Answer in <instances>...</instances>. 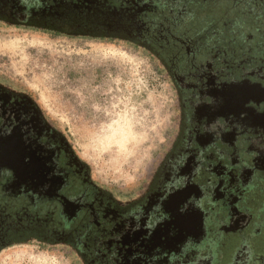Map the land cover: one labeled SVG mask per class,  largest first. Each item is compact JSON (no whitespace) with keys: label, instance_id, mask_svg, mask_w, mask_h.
<instances>
[{"label":"flooded vegetation","instance_id":"af4514ba","mask_svg":"<svg viewBox=\"0 0 264 264\" xmlns=\"http://www.w3.org/2000/svg\"><path fill=\"white\" fill-rule=\"evenodd\" d=\"M40 1L0 0V8H7L1 9L0 17L6 16V21L25 18L32 21L35 17L24 14L29 11L24 7L38 8ZM48 1L62 8L91 2ZM131 1L133 5L122 2L121 8L132 10L141 6V10H146V4ZM216 1L222 9L218 12L220 19L216 16L213 26L221 30L209 34L203 32V17L195 19L175 13L178 11L175 7L181 5L178 0L159 5L155 12L160 17L157 20L149 17L142 24L140 38L151 33L149 27L158 35L175 24L165 42L177 54L175 60L182 55L185 62L184 68L175 66L172 72L181 103L177 132L142 193L126 198L93 182L86 165L33 96L0 84V141L3 140L0 156L6 157L0 165V210L4 209L7 219L0 221V252L28 235L40 237L43 243L54 238L78 249L82 245L81 251L87 256L79 255L85 256L88 264H137L139 259H126L132 251L130 244L138 252L149 238L138 221L151 212L149 207L156 198L169 195L172 189L169 176L173 174L182 181L195 179L207 214V231L218 241L214 252L217 257L212 256L215 264H239L246 260L249 264H264V200L256 203L264 179V154L259 152H264V122L243 123L233 112L220 115L218 109H213L216 97L230 86L243 81L264 84V0H238L236 4L231 0ZM109 2L119 6L117 0ZM169 3L174 12L164 8ZM209 3L195 2L193 6L203 9ZM169 12L177 15L174 21L167 15ZM227 18L230 19L225 21ZM253 113L262 120L264 106L261 114ZM221 125L226 130L218 134ZM42 180L45 187L37 189ZM38 197L43 200L36 201ZM250 197L255 198L254 204L249 205ZM66 213L77 217L69 226L64 220ZM38 217L40 234L32 226ZM160 221L168 228L173 225L165 209L153 217V222ZM226 241L228 245H224ZM209 244L202 245L206 255L211 254ZM218 249L224 251L220 253ZM243 255L246 260L242 259ZM195 259L186 264H198ZM147 261L144 263L151 264Z\"/></svg>","mask_w":264,"mask_h":264},{"label":"rangeland","instance_id":"374dc122","mask_svg":"<svg viewBox=\"0 0 264 264\" xmlns=\"http://www.w3.org/2000/svg\"><path fill=\"white\" fill-rule=\"evenodd\" d=\"M220 4L213 1L207 5L210 11L205 16L209 22L203 23L206 34L215 27L210 20L218 16ZM175 27L174 24L169 30ZM149 29L151 33H145L136 46L126 40L72 37L0 24V80L31 94L86 165L92 181L126 198L142 193L149 185L170 149L181 113L172 72L175 66L185 67L184 58L178 55L175 60L177 54L165 42L170 35L168 29L158 35L155 29ZM219 94L213 109H218L220 115L230 111L240 116L243 123L264 122V118L260 120L253 113L261 114L264 106L263 83L243 81ZM225 130L221 125L217 133ZM5 160V156H0V165ZM44 182L36 188L45 187ZM169 182V195L156 198L149 207L151 212L138 221L149 238L140 252L130 244L132 251L127 261L136 258L140 260L137 264H145L148 259L151 264H186L196 258L198 264H215L212 256H216L218 241L207 231V214L195 179L182 181L171 174ZM254 200L250 197L249 205ZM256 200H264V179ZM162 209L172 219L169 228L162 221L153 222L155 213ZM76 218L68 213L64 216L67 226ZM55 240L6 247L0 252V264H88L82 245L78 249ZM203 244L210 245V255L204 254ZM218 252L222 253L219 249ZM249 263L246 260L239 264Z\"/></svg>","mask_w":264,"mask_h":264},{"label":"trees","instance_id":"16d2710c","mask_svg":"<svg viewBox=\"0 0 264 264\" xmlns=\"http://www.w3.org/2000/svg\"><path fill=\"white\" fill-rule=\"evenodd\" d=\"M89 4L80 2L77 6L70 5L69 7L62 8L58 4L50 3L48 0H41L39 2L38 8L27 5L26 9H29L27 15H32L34 20H27L26 18L21 21H6L4 18L5 13H3L4 18L0 17V24H7L10 26H16L20 28H26L31 30H38L43 32H51L53 34H63L72 37H85L91 39H100V40H126L130 43L135 44L136 46L140 45V36L143 32L144 19L157 20L160 17V13H156L157 7L159 5L168 3V0H139L140 3L146 4V10H141V6L132 7V10L121 8V3H127V1L132 3L131 0H117L119 6L116 7V2H109V0H90ZM138 2V0H135ZM180 1V7H175L178 11L175 10L176 14L183 13L184 17H194L195 19L198 16H201L208 21L205 16V12L210 11L206 6L202 8L193 6L195 2H201L202 4L205 2H212L216 0H178ZM235 4L238 0H231ZM116 3V4H115ZM14 3L12 5H16ZM169 3L166 8L171 11L174 7ZM7 9V8H0ZM31 10V11H30ZM7 12V11H5ZM8 13V12H7ZM11 13H13L11 11ZM170 15V12L167 14L168 16H172L173 21L176 19V14ZM7 15V14H5ZM182 15V14H181ZM150 17V18H149ZM36 19V20H35ZM212 19V18H211ZM209 22V21H208ZM211 24H215V18L210 20ZM235 23V21H234ZM233 22H230V25H234ZM167 28V27H166ZM221 30L220 27L216 26L212 29L213 32ZM248 37V36H246ZM146 46V45H143ZM149 48L148 46H146ZM145 47V48H146ZM150 49V48H149ZM148 49V50H149ZM154 51V50H153ZM155 52V51H154ZM190 53V51H189ZM193 53V51L191 52ZM3 81L0 80V84H4ZM6 85V84H4ZM7 220L4 214V209L0 210V221ZM41 223V219H39L32 226L35 230L40 234L41 230H39ZM11 232V230H10ZM25 235V234H24ZM26 235L23 238H19V240L15 243H32V242H40L43 243L40 237H27ZM55 243V242H54Z\"/></svg>","mask_w":264,"mask_h":264}]
</instances>
